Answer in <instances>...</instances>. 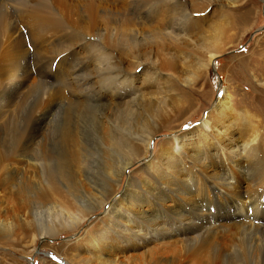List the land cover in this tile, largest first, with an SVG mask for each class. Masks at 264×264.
Instances as JSON below:
<instances>
[{"label":"bare ground","instance_id":"obj_1","mask_svg":"<svg viewBox=\"0 0 264 264\" xmlns=\"http://www.w3.org/2000/svg\"><path fill=\"white\" fill-rule=\"evenodd\" d=\"M176 2L172 0L171 4ZM7 17L0 3V24ZM190 17V12L183 11L172 19L190 21ZM173 28L183 30L184 38H188L187 27L174 24ZM89 42L90 39L84 37L70 41L64 51L41 48L38 53L25 57L15 50L8 56V48L0 53L2 58L8 57L1 58L0 63L8 60L18 69L14 72L15 77L23 79H18L21 81L18 88H1L0 110L4 103L16 97L21 85H26L29 77L24 74L31 68V63L38 75V82L34 84L36 87L32 85L36 93L30 87L25 96L21 95L24 97V105H21L29 110L30 123L18 132L15 125V129H10L11 125H8L9 133L13 134L0 135V197L11 195V208L7 209L10 220H0V238L13 234L19 237L32 232V242L35 243L37 238L72 231L95 211L105 208L103 226L89 235L95 242L92 247L108 251V257L99 261L100 264H121L119 261L126 252H138L159 240L172 239L181 240V244L164 248L174 256L149 262L264 264V154L258 149L264 138L257 134L250 144H237L234 140L238 138L239 117L245 122L250 118L236 115L232 103L221 100L194 131L200 134L174 138L168 148L158 149L148 160L149 143L158 133L157 127L159 122L164 121L163 113L166 111L159 110L158 100L147 99L144 95L146 89L155 87L159 81L152 79L137 87L134 86L133 73L145 67H155L124 68L118 64L121 62L104 54L107 48L99 40L94 42L96 49L92 51L89 47L93 42ZM185 44L186 47L194 45V49L200 48L189 40ZM209 44L205 41L203 50L215 52ZM78 52L81 58L77 56ZM68 53L72 56H66ZM215 58V55H210L208 63L204 58H197L195 75L205 72L208 69L206 65L210 66ZM61 65H64L62 71L59 70ZM183 65L187 64L183 62ZM157 73L161 72L157 70ZM246 81L249 82V78ZM173 82L164 92L173 93ZM260 88L261 93L264 85ZM66 92L73 99H66ZM57 101L65 107L62 112L63 131L55 139L58 145L48 144L43 150L37 146L38 152L37 148L33 149L34 141H44L40 134L44 128L50 127L52 132L51 117L61 106ZM171 104L172 108L178 105L173 101ZM143 116L149 122L139 128L138 122ZM153 118H158L159 122L156 124ZM88 121V127L94 125V133L102 140V150L99 151L107 155L106 162L101 163L105 164L103 169L108 172L102 174L111 182L108 187L103 183L108 188L106 193L104 188L101 193L89 185L92 179L94 181L95 174L90 163V166L87 165L91 159L90 150L77 144L78 139L83 138L75 132H81L80 126ZM223 135L226 140L219 146L220 152L215 146L214 149L211 147V151H205L211 139L216 137L218 144L219 136ZM45 136H48L47 133ZM194 142H198L199 146H195ZM225 151L226 155L222 157ZM141 161H146L143 163L146 181L130 178L125 191L112 198L126 170ZM27 166L31 167V173L26 174ZM99 180L103 182V177ZM247 184L254 185L255 189L246 188ZM77 194L88 199L87 205L79 204L81 196L77 200ZM87 252L91 258L80 259L85 263L94 264L99 257L102 260L96 249H87Z\"/></svg>","mask_w":264,"mask_h":264},{"label":"rangeland","instance_id":"obj_2","mask_svg":"<svg viewBox=\"0 0 264 264\" xmlns=\"http://www.w3.org/2000/svg\"><path fill=\"white\" fill-rule=\"evenodd\" d=\"M171 1L0 0L3 10L8 15L4 23L0 24V53L6 48H11L6 49L8 56L15 51H20L23 57L38 53L41 48L52 47L55 50L64 51L70 41L86 37L93 42V45L89 47L91 51L96 49L94 42L99 40L107 48L104 54L115 58L114 61L121 62L118 64L123 65L124 68L135 70L138 66H154L155 69L145 67L133 73L134 86L137 87L152 79L159 81L155 87L146 89L144 95L147 99L158 100L160 104L157 106L161 108L159 110L166 111L163 113L165 114L163 122H159L158 118H153L156 124L159 122V128L157 127L159 131L149 143L150 158L148 160L154 157L158 149L168 148L174 138L191 133L200 134L194 131L205 122L210 110L221 100L230 101L236 115L250 118L245 122L239 117V125L236 129L238 138L234 139L235 143L250 144L257 134L264 138V91L260 93V87L264 85V0H177L173 5ZM183 11L190 12V21L172 19L183 14ZM174 24L187 27V39L184 38L183 30L173 28ZM186 40L192 41L200 48L194 49V45L186 47ZM205 41L210 42L209 45L215 52L208 53L207 50H203ZM91 42L88 44H92ZM15 46L16 49H14ZM191 55L194 57L191 58ZM210 55H215L216 58L210 66L206 65L208 69L203 73L199 72L197 77L194 73V63L197 58H204L208 63ZM66 56L72 55L68 53ZM77 56L82 57L79 52ZM83 57L86 58V55ZM2 59H8V57ZM171 59L174 60L171 61ZM183 62L187 65L184 66ZM29 66L31 68L29 67L24 74L29 77H26L28 81L25 78L26 85H21L16 97L7 104L4 103L0 110V132L2 133L0 135L2 136L13 134V132L9 133L8 125H11L10 129H13L15 125L18 132L23 131L31 121H28L30 119L29 110L22 106L24 105L22 100L30 87L31 90L34 89V84L38 82V75L33 69V63ZM61 66L59 70L62 71L64 65ZM15 67L8 60L0 63V90L18 88L17 85L23 79L15 77L14 72L18 70ZM236 67L239 69L234 70ZM157 70L161 73H157ZM183 71L186 73L184 74ZM246 78H249V82ZM171 81H174L175 85L173 93L164 92ZM69 94V92L65 93L66 99H73L72 96H68ZM172 101L178 104L174 108H172ZM57 103L61 105L60 101ZM64 110L65 107L62 105L57 107L51 117L52 132L50 127L40 131L41 140L44 141L35 140L33 149L37 148L36 151H38L39 146V149L43 150L48 144L58 145L55 139L60 131H63L62 112ZM24 111L27 112L24 114ZM148 122L147 117L143 116V119L138 122V127L141 128ZM88 126L89 121L84 126H80L81 132H75L83 138L78 139L77 144L90 150L91 159L87 161V165L90 163L92 172L95 174L94 181L92 182V179L89 185L99 192L104 188V193H106L108 188H105L104 184L106 183L108 187V183L111 184V182L107 176H104L108 172L103 169L105 164L101 163L106 162L107 155L99 151L102 150L100 148L102 140H99V136L94 133L95 126ZM46 133L48 136H45ZM139 135L143 136V134ZM225 138L224 135L219 136L220 141L217 144L216 137H214L205 146L207 147L205 151H211V147L214 149L215 146L220 152L219 146L224 144ZM194 145L199 146V143L194 142ZM263 145L264 142L258 147L262 154H264ZM196 149L204 150L203 147ZM225 155L226 151L222 157ZM145 162H138L126 170L123 179L121 178V184L119 183L120 186L118 185L119 189L112 198H116L125 191L130 178L134 181H146L143 174L145 172L143 163ZM151 162L154 161L151 160ZM25 171L26 174L31 173V167L27 166ZM21 173L24 171L21 170ZM101 176L103 182L99 180L102 179ZM247 187L255 189L254 185L247 184ZM76 196L77 200L81 196V201L86 198L82 197V194ZM10 198L11 195L6 198L0 197L2 205L0 206V220H10L7 211L11 208ZM87 200L86 198V203L82 202L84 204L79 200L78 202L80 205H87ZM103 219H106L105 208L95 211L76 229L53 237L37 238L35 243L32 242V232L23 233L19 237L17 234L2 236L0 238V263L87 264L80 259L91 258L87 249H96L102 260L99 257L93 263L100 264L99 261H105L108 257V251L92 247L95 242L89 235L94 234L96 228L103 226ZM89 242L92 243L89 244ZM180 244L179 239L159 240L138 252H124L125 256L119 262L121 264H152L154 261L149 262L152 259L174 256L164 246Z\"/></svg>","mask_w":264,"mask_h":264}]
</instances>
